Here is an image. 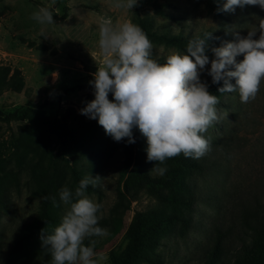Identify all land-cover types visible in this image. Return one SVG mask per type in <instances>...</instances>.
Instances as JSON below:
<instances>
[{
  "label": "rangeland",
  "instance_id": "374dc122",
  "mask_svg": "<svg viewBox=\"0 0 264 264\" xmlns=\"http://www.w3.org/2000/svg\"><path fill=\"white\" fill-rule=\"evenodd\" d=\"M115 2L0 0V264H51L41 236L53 234L68 209L60 190L67 186L76 202L75 189L90 176L100 179L86 195L103 205L98 226L109 234L85 245L95 241L103 264H255L264 240V82L247 104L238 91L217 95L219 119L204 134L210 151L186 158L188 166L177 163L183 154L166 160L159 166L169 178L149 174L157 162L148 161L145 137L132 147L116 142L81 110L95 99L101 17L139 25L161 64L210 34L211 62L212 49L257 31L264 8L138 0L125 10ZM41 7L52 10L54 25L32 19Z\"/></svg>",
  "mask_w": 264,
  "mask_h": 264
},
{
  "label": "clouds",
  "instance_id": "9594fccd",
  "mask_svg": "<svg viewBox=\"0 0 264 264\" xmlns=\"http://www.w3.org/2000/svg\"><path fill=\"white\" fill-rule=\"evenodd\" d=\"M137 4L138 0H116L114 7L132 10ZM246 5L264 8V0H227L222 11L235 12ZM32 19L41 25H54L53 12L48 7L34 12ZM257 32L259 38L254 39ZM99 37L102 61L90 81L95 99L81 114L98 119L116 142L127 139L128 144H134V130L138 129L147 139L148 161L157 162L149 174L163 176L168 169L159 165L180 154L200 159L210 151L204 134L219 119V99L201 81L209 63L212 82H224L219 91H238L241 103L254 101L264 82V19L259 20L257 31L248 32L247 38L237 33V42L212 49L215 59L211 62L206 55L210 34L193 37L187 44V54L173 50L163 64L153 58L154 46L147 34L131 20L114 24L110 17H101ZM239 56H243L240 62ZM109 94L114 100L109 99ZM99 179H82L75 189L76 202L67 186L60 190V201L68 209L53 234L41 236L51 264H103L107 260L95 251L94 240L85 245L88 238L109 234L98 226L103 205L86 195L88 186L96 187ZM50 199L54 207L60 206L55 197Z\"/></svg>",
  "mask_w": 264,
  "mask_h": 264
},
{
  "label": "trees",
  "instance_id": "16d2710c",
  "mask_svg": "<svg viewBox=\"0 0 264 264\" xmlns=\"http://www.w3.org/2000/svg\"><path fill=\"white\" fill-rule=\"evenodd\" d=\"M205 82L208 84L209 91H210L211 94H213L215 96H217L218 94H221V92L219 91L221 86L219 84H214L212 82V77L211 76L208 75L206 77V79H205ZM221 82H223V81H221ZM92 89L94 90L93 87H92ZM109 99H114L112 94H109ZM27 112H26V116H28ZM32 113L36 115V113H34L33 111H32ZM37 118L41 119L42 116L41 115L40 116L37 115ZM141 135L142 134L139 132L138 129L134 130V138H135L136 141L140 138ZM130 145H131V147L133 146V144H130ZM177 163L180 164V165H186V166L189 165V163H187V159H186V157L184 155H181V156L178 157ZM170 175H171V173L168 171V172H166V174L164 175L163 178H169ZM163 178L157 180V183L161 184V182L163 181ZM255 264H264V240L260 244V246L257 248V251H256V263Z\"/></svg>",
  "mask_w": 264,
  "mask_h": 264
}]
</instances>
